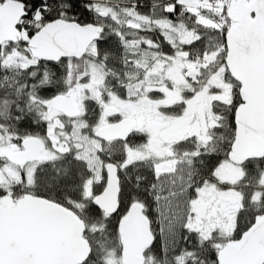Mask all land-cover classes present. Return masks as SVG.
I'll return each mask as SVG.
<instances>
[{"label": "snow or ice", "instance_id": "1", "mask_svg": "<svg viewBox=\"0 0 264 264\" xmlns=\"http://www.w3.org/2000/svg\"><path fill=\"white\" fill-rule=\"evenodd\" d=\"M0 264H264V0H0Z\"/></svg>", "mask_w": 264, "mask_h": 264}]
</instances>
